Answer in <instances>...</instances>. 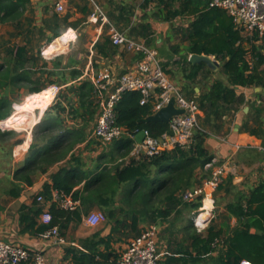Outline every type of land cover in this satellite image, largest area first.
Wrapping results in <instances>:
<instances>
[{"label": "trees", "instance_id": "trees-1", "mask_svg": "<svg viewBox=\"0 0 264 264\" xmlns=\"http://www.w3.org/2000/svg\"><path fill=\"white\" fill-rule=\"evenodd\" d=\"M28 2L0 0V12H3L1 22L14 20L13 13H17L16 18L20 20L22 11L18 10H23ZM157 2L160 6L154 15L157 20L170 23L179 17H189L186 27L171 30L173 35L179 36L181 43L187 44L183 51L187 55L212 56L218 62L219 68L214 71L205 63H191L186 59L183 61L181 68L184 78L191 85H196L198 78L201 83L204 82V90L198 95H194L193 89L187 86L180 88L185 98L195 101L202 116L198 117V128L193 131L188 146L175 147L151 157L140 155L137 158H128L135 143V135L140 130H145L150 137L159 139L168 131L169 125L161 122L140 123V119L154 113L153 101L141 105L140 93L124 92L121 95L114 106V114L116 124L126 133L111 145V151L116 152L117 159L121 161L113 159V163L117 162L111 169L102 171L93 182L86 183L83 188L88 192L86 196H80L79 191L72 193V198L79 199L81 206L94 201L101 208L111 226L110 233L102 237L99 231L95 232L91 237L80 241V248H66L65 255L70 257L72 264H120L119 255L113 251V243L123 238L138 236L144 229L142 225L162 224L172 213L178 214L180 208L198 209L201 205L199 199L195 203H187L182 201L181 195L186 190L199 186L209 177L210 171L204 170L203 167L214 155L205 148V140L212 136L223 137L228 134V131L224 132L226 119L230 118L231 121L242 107L247 106L249 110L244 115L239 132L261 140L264 146V101L261 99V93H255L259 103H250L242 94L236 93L238 87L264 90V38L259 40L254 34L243 35L226 11L209 7L208 1ZM175 3H178L177 8H174ZM122 10L120 8L119 15L115 18L108 14L110 22L120 31L123 30L118 25L123 17ZM143 20L126 33L128 37L142 38L150 45L153 31L151 24L144 17ZM58 37L56 34L53 38ZM93 50L102 58H112L118 54L119 48L112 45L108 36H104L102 41L94 44ZM170 50L178 53L180 46H170ZM29 52L25 46H0V53L4 57L0 63V92L16 88L37 93L49 84L59 85L60 80L49 79V76H52L51 70L47 71V80H41L40 77L31 78L29 67L34 68L40 57L28 55ZM134 56L137 60L140 59L139 55ZM57 60L53 62V68L59 66ZM27 64L30 66L27 67ZM46 65L43 61L42 68H46ZM33 72L44 75L45 70ZM78 74L73 71L72 79L75 80ZM43 102V98H27L24 103L39 105ZM15 110L12 113L11 101L0 95V121L3 120V125L16 129L37 118L31 111H24L22 103L16 105ZM99 110L91 81L84 80L79 84L66 86L43 113L39 135L34 137L29 147V155L33 156L13 172L10 178L11 186L4 190L5 196L10 199L19 198L23 186H31L36 176L59 162L85 136V126L64 127L63 115L73 121L80 119L86 123L92 121L99 114ZM40 114L41 112L38 115ZM9 133L12 132H7ZM69 139L70 141H67ZM28 144L25 141L22 147L26 148ZM42 145L50 148L43 149ZM263 154L262 150L246 148L239 155V159L258 162L262 160ZM52 179V188L66 194L80 181L79 179L71 184L60 181L59 178ZM231 179L232 176L224 179L226 185L231 183ZM224 182L222 181L218 188H221ZM50 194L49 186L43 185V195L50 198ZM25 208L21 207L18 219L22 232L33 231L40 234L57 226L60 236H63V230L67 229L71 221L76 224L81 221L79 209L69 211L52 204L49 207L51 221L46 225L39 221L43 208L35 209L34 217H28L27 213L23 212ZM1 209L0 206V211ZM226 210L238 218V226L222 242V256L225 259L220 257L225 260L224 264H239L243 259H247L251 264H264V178L247 194L239 193L234 202L226 206ZM251 229H254L255 233H251ZM220 236L221 231H217L213 226L208 227L205 235L195 229L188 232L191 248L196 251L191 262H198L200 255L212 252L213 245ZM184 253L186 254L187 250Z\"/></svg>", "mask_w": 264, "mask_h": 264}, {"label": "crops", "instance_id": "crops-1", "mask_svg": "<svg viewBox=\"0 0 264 264\" xmlns=\"http://www.w3.org/2000/svg\"><path fill=\"white\" fill-rule=\"evenodd\" d=\"M28 1L29 2L25 5L23 10L21 8L18 10L19 12L22 11L20 20L16 18L17 13H13L12 16L15 17L14 20L1 22L3 12H0V46H25L30 50L28 55L40 57H38L37 65L34 68L27 64V67L30 66V76L32 79L40 77L41 80H47V71L51 70L52 76H49V79L60 80L61 82L59 85L62 86V90H64L66 86L73 83L79 84L84 80L92 82L95 75L101 70L107 69L116 76L131 70L138 61L134 54L119 49L118 54L112 58H102L96 55L93 50V46L96 42L102 41L104 36H108L109 25H114V23L112 24L108 19V14L115 18L119 15V10L121 8L123 9V17L118 25L123 30H118L114 25L116 28L113 27L116 30L127 36L126 32L131 27L143 22L144 17L145 20L151 24L153 31L152 43L149 46L157 50L162 67L167 72L169 78L179 88H184L185 86L192 88L194 95H198L200 91L204 90V82L201 83L199 78L196 85H191L189 81L184 78L181 68L183 66L182 63L185 59L187 61L190 59V55H187L183 51L187 44L181 43L179 36L173 35L171 31L176 27H186L189 17H179L170 23L155 19L154 15L160 7L157 0ZM56 3L63 5L64 9L62 12L56 11ZM95 7L101 9L106 21H102L99 18L94 21L90 20V16ZM177 7L178 3H175L174 8ZM67 30L74 31L76 39L74 42H70L65 46L66 52L63 58L57 60L59 66L53 68L54 61L49 62L48 59L43 58L39 54V51L42 47L58 39ZM56 34H58L59 37L54 39L53 37ZM168 37L172 38L169 39ZM134 39L144 41L142 38ZM173 45H179L180 52L173 53L170 50V46ZM2 58H4L3 54L0 53V63H2ZM212 58L214 59V57ZM43 61L47 64L46 68H42ZM184 67L187 68L186 65H184ZM39 69L41 71L45 70L44 75H40L39 72H33ZM73 71L79 73L75 80L72 79L71 75ZM53 77H55V79H52ZM236 93L238 95L242 94L250 103H259L255 93H261V99L264 101V90L262 91L259 88L238 87ZM40 98L43 97L41 96ZM47 103L48 101L39 105H28L24 103L23 108L25 109L24 111H31L32 114H34V110L36 109L44 110ZM245 108L248 107H242V110L238 112L231 121L230 118L226 119L224 132L228 131V134L223 137L212 136L205 140V148L214 155L220 163L223 162L226 166L223 182L228 176H232L231 183L226 185L224 182L221 188H217L212 193L213 208L210 212V217L207 215L204 216L206 219H209V221L200 232L192 223L193 219L199 213V208L196 210L180 208L178 214L175 215V213H172L167 218L168 222L165 221L162 224L156 225L158 228L156 243L157 264L225 263V257L222 256V242L231 234L232 230L238 226V218L230 214L226 210V206L234 202L239 193L247 194L259 180L264 178V168L253 169V167L257 165V162H250L249 159L245 161L239 159V155L246 148H255L264 152V146H262L261 140L247 133L239 132L241 123L245 118L244 115L249 110H245ZM42 112L40 115H42ZM42 116L32 120L28 124L34 126L38 119L40 121ZM199 116H202L201 112ZM97 117L98 114L92 121H87L85 123L81 122L80 119L73 121L68 116H62V119H64V127L82 128L85 126V136L78 142L74 149L66 154L59 162L49 167L46 172L36 176L31 186H23L19 198L10 199L7 196L0 197V206L2 207L0 211V236L2 239L19 244L30 250H41L48 263L72 264L70 257H66L65 255L66 248L70 246L80 248V241L91 237L95 232L99 231L102 237L110 233L111 226L106 220L96 226H90L86 223V217L91 213H102L101 208H99L94 201L90 202L88 205L81 206L79 199L72 198V193L74 191H79L80 196H86L88 192L83 190L84 185L93 182L102 171L111 169L117 161H121V159H117L116 152L111 151V147L107 151H102V145H99V141L92 135ZM89 125L92 127L88 128ZM29 129H31V127H29ZM70 139L67 141H70ZM26 142L29 143L30 141ZM29 146L28 144L26 148H23L21 144L16 147L14 156L17 157L18 153L16 152H19V158H17L19 165L15 170L21 167L30 156H33L29 155ZM41 148L48 149L50 147L42 145ZM129 157L130 156H128V158ZM113 159H117V161L113 163ZM52 178H59L58 180L71 184L77 182L79 179L80 181L73 186L69 194H66L63 191L52 188ZM43 185L49 186L51 193L50 198L43 195ZM55 191H58L62 198L76 203L71 211L76 209L81 211L80 223L76 224L71 221L67 229L63 230V236L61 237L64 240V244L44 241L40 238L39 234L33 231L22 232V226H20L18 222L22 206L26 207L23 212H26L28 217H34L33 212H35V209L50 207L52 204L59 207L60 202H56L52 198ZM38 196L42 197L43 203L37 202L36 199ZM197 201L198 200L192 202L195 203ZM173 219L177 220L173 221ZM210 226H213L217 231H221L220 239L213 245L214 250L212 252L200 255V261L198 262H191L192 258L196 255V251L191 248L188 232L190 233L195 229L198 233L205 235L206 230ZM141 227L145 228L146 226L142 225ZM250 232L255 233V230L251 229ZM131 239L132 237L123 238L112 244L113 251L119 255V258ZM186 250L187 253L185 254L184 251ZM220 256L224 257V259Z\"/></svg>", "mask_w": 264, "mask_h": 264}, {"label": "built area", "instance_id": "built-area-1", "mask_svg": "<svg viewBox=\"0 0 264 264\" xmlns=\"http://www.w3.org/2000/svg\"><path fill=\"white\" fill-rule=\"evenodd\" d=\"M208 6L226 11L232 18L235 27L243 35L251 36L254 34L259 40L264 38V0H208ZM55 9L57 12H62L64 7L62 4L56 3ZM98 18L106 21L101 9L95 7L90 20L94 21ZM61 36L66 37V44L49 54H47L46 50L51 43L42 47L40 55L43 58L50 60L64 54L66 52L65 46L76 39L75 32L72 30H67ZM108 36L113 46L134 55H139L140 59L131 70L121 75H113L107 69L101 70L95 75L92 83L94 85L95 99L100 106V110L92 132L94 138L102 145H108L126 133L122 127L116 124L114 106L124 92H138L141 95V105L153 101V112L161 109L173 97L175 107L183 109L184 113L173 116L170 119L168 131L161 135L159 139L150 137L148 132L145 131V138L142 143L138 144L135 142L129 156L134 158L140 155L151 157L162 151L173 150L175 147L188 146L192 139L193 131L198 128L200 111L195 101L185 98L180 88L169 78L162 67L155 48L147 45L143 40L127 37L112 25H109ZM61 90L62 86L53 83L47 85L41 91L29 95L27 98L38 100L39 96H42L44 102L48 101L42 112L43 115L56 100ZM36 112L39 114L41 111L36 109L34 114ZM2 122L3 120L0 121L1 129H12L3 125ZM169 130L173 134L170 135ZM203 168L210 171L209 177L204 179L199 186L186 190L181 195L183 202L189 203L198 199L201 202L199 213L192 222L199 232L209 221V219L202 216L207 215L210 217V212L213 208L212 193L222 183L226 171V166L223 162L220 163L215 157L211 158ZM52 198L54 201L60 202L59 207L61 209L71 211L76 204L62 198L58 191L53 193ZM36 200L39 203H43L41 196H38ZM206 201H210L209 207H206ZM105 220V216L100 212L91 213L86 217V223L90 226H96ZM39 221L46 225L50 223L49 207H43ZM39 236L44 241L64 244L57 226L45 230ZM157 236L158 228L156 225L146 226L138 236L129 240L125 250L120 255L119 263L157 264ZM0 264L51 263H48L41 250H30L19 244L6 241L0 236ZM239 264L251 263L247 260H241Z\"/></svg>", "mask_w": 264, "mask_h": 264}, {"label": "rangeland", "instance_id": "rangeland-1", "mask_svg": "<svg viewBox=\"0 0 264 264\" xmlns=\"http://www.w3.org/2000/svg\"><path fill=\"white\" fill-rule=\"evenodd\" d=\"M63 55L64 54L58 57H55L52 60L50 59L49 62H53L60 58L62 59ZM3 59L4 58L1 59V62H3ZM52 79H55V77H53ZM31 94L33 93H29L25 89H16V88L7 89L5 91L0 92V95L5 96L7 99L11 101V108L13 110L12 113L15 111L14 107H16V105L21 104V103L23 105V103L25 102V99ZM40 111L42 112L43 110H40ZM35 116L37 118H40V116L42 115H38V112H36ZM41 119L40 121H38L39 120L38 119L37 123L34 124V126H32V124H28L25 126H19L16 129H1L0 128V197L5 196L4 190L8 189L11 186L10 178L12 177V173L15 171V168L19 165V162H17V158H19V152H16L18 153L17 157L14 156L16 147L18 145L23 144L25 141H30L29 145H31L34 137L39 135L38 131L41 126ZM29 127H31V129H29ZM91 127L92 126L89 125L88 128H91ZM9 131H11L12 133L7 134V132ZM100 144L101 143L99 142V145ZM111 145L112 143L108 145H102L101 150L107 151L111 147ZM256 164L257 165H255L253 169L264 168V154L262 155V160L258 161Z\"/></svg>", "mask_w": 264, "mask_h": 264}, {"label": "water", "instance_id": "water-1", "mask_svg": "<svg viewBox=\"0 0 264 264\" xmlns=\"http://www.w3.org/2000/svg\"><path fill=\"white\" fill-rule=\"evenodd\" d=\"M189 61L191 63H205L208 67L217 70L218 69V62L212 58V56L206 55H196L191 54ZM258 89V88H257ZM248 110V108H245ZM184 113L183 109H178L175 107V100L172 97L169 102L163 106L158 111L154 112L153 114L142 118L139 120L140 123H152V122H161L169 124L170 119L173 116L181 115ZM169 134H173L171 130H169ZM145 138V130H140L134 137L136 143L141 144L143 139Z\"/></svg>", "mask_w": 264, "mask_h": 264}, {"label": "bare ground", "instance_id": "bare-ground-1", "mask_svg": "<svg viewBox=\"0 0 264 264\" xmlns=\"http://www.w3.org/2000/svg\"><path fill=\"white\" fill-rule=\"evenodd\" d=\"M66 41H67L66 37L60 36L58 39L50 42L51 44L47 47V54L51 53L53 50L55 51L56 49H60L61 47H63V45L66 44ZM205 205L206 207H209L210 201H206Z\"/></svg>", "mask_w": 264, "mask_h": 264}]
</instances>
